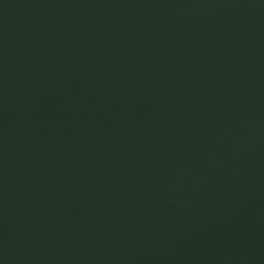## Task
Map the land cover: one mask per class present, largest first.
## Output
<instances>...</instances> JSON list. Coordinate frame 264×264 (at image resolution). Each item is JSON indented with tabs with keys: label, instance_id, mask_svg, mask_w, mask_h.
<instances>
[{
	"label": "water",
	"instance_id": "95a60500",
	"mask_svg": "<svg viewBox=\"0 0 264 264\" xmlns=\"http://www.w3.org/2000/svg\"><path fill=\"white\" fill-rule=\"evenodd\" d=\"M0 264H264V0H0Z\"/></svg>",
	"mask_w": 264,
	"mask_h": 264
}]
</instances>
